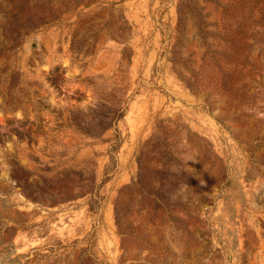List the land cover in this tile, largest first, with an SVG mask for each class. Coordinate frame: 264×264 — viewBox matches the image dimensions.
<instances>
[{"label": "rangeland", "instance_id": "374dc122", "mask_svg": "<svg viewBox=\"0 0 264 264\" xmlns=\"http://www.w3.org/2000/svg\"><path fill=\"white\" fill-rule=\"evenodd\" d=\"M0 264H264V0H0Z\"/></svg>", "mask_w": 264, "mask_h": 264}]
</instances>
